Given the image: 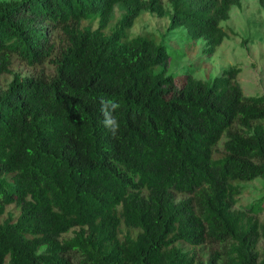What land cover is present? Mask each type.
Instances as JSON below:
<instances>
[{"label":"trees","instance_id":"trees-1","mask_svg":"<svg viewBox=\"0 0 264 264\" xmlns=\"http://www.w3.org/2000/svg\"><path fill=\"white\" fill-rule=\"evenodd\" d=\"M167 1L0 0V264H264V193L237 206L264 182V92L235 65L178 84L127 34L148 11L212 54L242 0Z\"/></svg>","mask_w":264,"mask_h":264},{"label":"rangeland","instance_id":"rangeland-1","mask_svg":"<svg viewBox=\"0 0 264 264\" xmlns=\"http://www.w3.org/2000/svg\"><path fill=\"white\" fill-rule=\"evenodd\" d=\"M163 1L168 7V1ZM120 14L121 9L117 7L115 20ZM115 20L108 26L107 32H110ZM83 25L96 28L98 20H85ZM168 25L167 16L160 17L144 11L136 18L134 25L127 29V34L128 37L137 34L147 35L165 44L170 54L168 72L175 74L178 84H181L188 74L202 79H212L235 65L240 67L237 79L246 94L258 95L264 92V7L258 0H242L240 6L232 7L230 17L222 21L227 36L212 54L207 52L203 38L187 40L184 27L168 30ZM13 69L22 76L33 72L32 68L21 62L15 63ZM11 79L12 75L1 76L0 88H5ZM245 184V192L237 206H247L264 193V182L261 179ZM7 209L18 213L14 204ZM72 234L69 232L66 236ZM211 249L208 244L193 248L196 264L206 263Z\"/></svg>","mask_w":264,"mask_h":264}]
</instances>
